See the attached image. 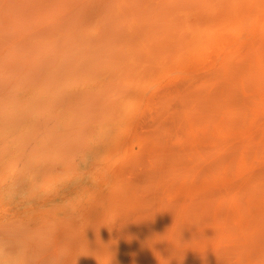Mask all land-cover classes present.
<instances>
[{"label": "rangeland", "instance_id": "obj_1", "mask_svg": "<svg viewBox=\"0 0 264 264\" xmlns=\"http://www.w3.org/2000/svg\"><path fill=\"white\" fill-rule=\"evenodd\" d=\"M0 250L264 264V0H0Z\"/></svg>", "mask_w": 264, "mask_h": 264}, {"label": "clouds", "instance_id": "obj_2", "mask_svg": "<svg viewBox=\"0 0 264 264\" xmlns=\"http://www.w3.org/2000/svg\"><path fill=\"white\" fill-rule=\"evenodd\" d=\"M20 253L0 250V264H19Z\"/></svg>", "mask_w": 264, "mask_h": 264}, {"label": "bare ground", "instance_id": "obj_3", "mask_svg": "<svg viewBox=\"0 0 264 264\" xmlns=\"http://www.w3.org/2000/svg\"><path fill=\"white\" fill-rule=\"evenodd\" d=\"M168 29V28H167ZM163 30V29H162ZM169 30V29H168ZM160 32H162V31H160ZM163 32H165V31H163Z\"/></svg>", "mask_w": 264, "mask_h": 264}]
</instances>
